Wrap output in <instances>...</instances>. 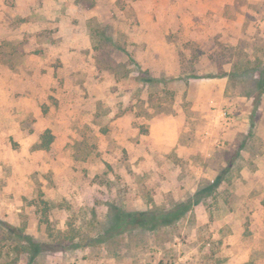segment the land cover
I'll return each instance as SVG.
<instances>
[{
    "label": "rangeland",
    "instance_id": "374dc122",
    "mask_svg": "<svg viewBox=\"0 0 264 264\" xmlns=\"http://www.w3.org/2000/svg\"><path fill=\"white\" fill-rule=\"evenodd\" d=\"M0 264H264V0H0Z\"/></svg>",
    "mask_w": 264,
    "mask_h": 264
},
{
    "label": "trees",
    "instance_id": "16d2710c",
    "mask_svg": "<svg viewBox=\"0 0 264 264\" xmlns=\"http://www.w3.org/2000/svg\"><path fill=\"white\" fill-rule=\"evenodd\" d=\"M122 50V49H121ZM124 53H126L124 50H122ZM145 82H152L153 79L151 77H147L143 79ZM55 140V136L53 135V133L51 132V130H47L41 137V142H40V148H42L43 150L49 151L51 149L52 144L54 143ZM188 207H183L182 205H180L176 210H174L172 212V214H170V217H172L173 219H179L181 216H183L186 212H188ZM133 217H135L132 214H126V218H130L132 219ZM115 222H120L121 221V217L119 215H115L114 220ZM171 218L168 219L167 217L162 218L161 220V224L163 225H169L171 224ZM133 223H135L137 225L138 228H148L149 224H150V220L147 219L146 215H140L137 219L133 220ZM158 223H154L151 227L152 229H157V225ZM21 250L23 253L25 252H30L32 253V260H34L36 258V256L38 254H40L41 252V246L38 244H35L33 242H30V247H28L27 249L24 247H21Z\"/></svg>",
    "mask_w": 264,
    "mask_h": 264
}]
</instances>
